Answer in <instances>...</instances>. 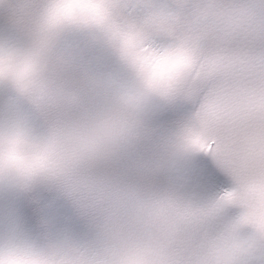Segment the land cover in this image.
<instances>
[{
	"label": "snow or ice",
	"instance_id": "6c2138e0",
	"mask_svg": "<svg viewBox=\"0 0 264 264\" xmlns=\"http://www.w3.org/2000/svg\"><path fill=\"white\" fill-rule=\"evenodd\" d=\"M0 264H264V0H0Z\"/></svg>",
	"mask_w": 264,
	"mask_h": 264
},
{
	"label": "clouds",
	"instance_id": "9594fccd",
	"mask_svg": "<svg viewBox=\"0 0 264 264\" xmlns=\"http://www.w3.org/2000/svg\"><path fill=\"white\" fill-rule=\"evenodd\" d=\"M184 63V57L176 54L170 59H165L156 63L151 71L152 75L157 80H167L169 79Z\"/></svg>",
	"mask_w": 264,
	"mask_h": 264
}]
</instances>
